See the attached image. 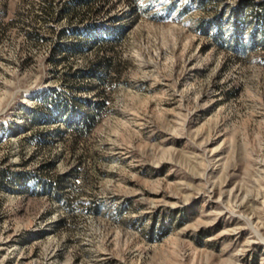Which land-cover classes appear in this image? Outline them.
<instances>
[{
  "label": "rangeland",
  "instance_id": "obj_1",
  "mask_svg": "<svg viewBox=\"0 0 264 264\" xmlns=\"http://www.w3.org/2000/svg\"><path fill=\"white\" fill-rule=\"evenodd\" d=\"M262 1L0 0V264H264Z\"/></svg>",
  "mask_w": 264,
  "mask_h": 264
},
{
  "label": "trees",
  "instance_id": "obj_2",
  "mask_svg": "<svg viewBox=\"0 0 264 264\" xmlns=\"http://www.w3.org/2000/svg\"><path fill=\"white\" fill-rule=\"evenodd\" d=\"M96 0H75L76 4H82V5H88L91 4ZM129 2L138 3L139 0H128ZM253 7H255V19L259 20V24L264 27V1L260 2V4H256L255 2L252 4ZM73 7H67L65 8L66 11H71ZM244 22V19L240 20V23ZM243 28L239 27L238 31L240 33H243ZM220 31V30H219ZM261 33L264 36V30L261 31ZM218 38L222 39V34L217 33ZM239 39L237 40L236 46L237 50L239 52L246 51L245 44L242 43V39L240 38V35H238ZM83 44H79V46H82ZM65 50H75L78 49V45H62ZM70 46V47H68ZM68 47V48H67ZM97 76L101 79V74H97ZM44 104L46 107H49V114L52 112H59L60 110L62 112L69 113L74 108V105L71 102L65 101L64 103L59 104L58 100H56L55 94L51 93L48 94L43 99ZM90 106L88 110L81 112L76 119L73 120H67V125L70 128L72 134H74L76 137L84 136L88 133H90L95 126L99 123L101 118L104 116L105 111L103 110L104 102L103 101H90ZM39 115L35 112H31L30 119L32 122L36 123V121L39 120Z\"/></svg>",
  "mask_w": 264,
  "mask_h": 264
}]
</instances>
